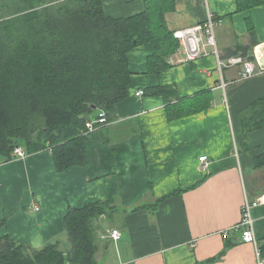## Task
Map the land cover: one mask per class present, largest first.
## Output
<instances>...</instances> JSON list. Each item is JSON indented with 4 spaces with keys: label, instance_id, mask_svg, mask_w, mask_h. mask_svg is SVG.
<instances>
[{
    "label": "crops",
    "instance_id": "obj_1",
    "mask_svg": "<svg viewBox=\"0 0 264 264\" xmlns=\"http://www.w3.org/2000/svg\"><path fill=\"white\" fill-rule=\"evenodd\" d=\"M101 1L115 18L144 9L142 0ZM235 11V0H174L165 21L174 33L210 13L217 18L218 57L226 61L264 43V6ZM206 51L186 62L179 43L160 74L150 70L149 45L128 52L127 97L86 141L85 166L58 172L48 151L1 162L0 239L34 249L57 243L67 252L68 210L110 199L113 209L97 222V264H256L238 226L245 198L264 194V168H255L264 154V127L245 136L240 114L264 96V70L248 79L241 66L220 74L212 49ZM157 85L174 86L184 98L205 93L209 107L170 121L161 97L136 95ZM252 217L264 252V205ZM112 230L121 235L116 243L108 238Z\"/></svg>",
    "mask_w": 264,
    "mask_h": 264
},
{
    "label": "trees",
    "instance_id": "obj_2",
    "mask_svg": "<svg viewBox=\"0 0 264 264\" xmlns=\"http://www.w3.org/2000/svg\"><path fill=\"white\" fill-rule=\"evenodd\" d=\"M142 1V12L115 18L101 0H0V163L22 147L27 154L48 151L58 172L86 165L92 134L86 123L97 111L107 122L127 97L128 52L149 45L150 70L160 74L179 47L165 21L174 0ZM235 2V12L264 6V0ZM245 24L253 38L250 17ZM235 57L253 59L247 52ZM144 95L161 97L170 121L209 107L205 93L184 98L171 85L153 86ZM240 124L245 136L264 127V96L240 114ZM255 168H264V154L255 158ZM112 202L68 210L69 251L57 243L34 249L4 238L0 264H97V222Z\"/></svg>",
    "mask_w": 264,
    "mask_h": 264
},
{
    "label": "built area",
    "instance_id": "obj_3",
    "mask_svg": "<svg viewBox=\"0 0 264 264\" xmlns=\"http://www.w3.org/2000/svg\"><path fill=\"white\" fill-rule=\"evenodd\" d=\"M217 24V20L210 13L207 14L206 20L201 24H196L192 27L175 31L173 36L180 44L185 48V61L192 62L207 53V47L212 49L213 54L217 58V70L222 74L226 68L235 66H241L243 71L241 73L242 79H248L260 73L264 70V66L261 65L260 59L264 58V43L257 46L252 52V60H248L243 57H231L226 61H222L218 57V50L215 41L214 28ZM221 87L224 89L225 83L221 79ZM137 96L144 95L143 91H138ZM106 117L104 113H100L98 117L86 123L87 133H93L96 129L106 125ZM27 153L21 147H16L11 154V159L20 158L24 159ZM199 161L202 163L201 168L206 169L207 159L201 157ZM259 205H264V194L256 197L254 200L245 198V202L242 206L241 221L238 226L242 230V241L247 244H251L254 247V253L256 258V264H264V252L260 248L256 232L254 219L252 217V210ZM35 210H37L35 208ZM119 230H112L108 238L111 242L116 243L120 239Z\"/></svg>",
    "mask_w": 264,
    "mask_h": 264
},
{
    "label": "water",
    "instance_id": "obj_4",
    "mask_svg": "<svg viewBox=\"0 0 264 264\" xmlns=\"http://www.w3.org/2000/svg\"><path fill=\"white\" fill-rule=\"evenodd\" d=\"M260 63L264 66V58L260 59Z\"/></svg>",
    "mask_w": 264,
    "mask_h": 264
},
{
    "label": "rangeland",
    "instance_id": "obj_5",
    "mask_svg": "<svg viewBox=\"0 0 264 264\" xmlns=\"http://www.w3.org/2000/svg\"><path fill=\"white\" fill-rule=\"evenodd\" d=\"M214 34H215V32H214Z\"/></svg>",
    "mask_w": 264,
    "mask_h": 264
}]
</instances>
